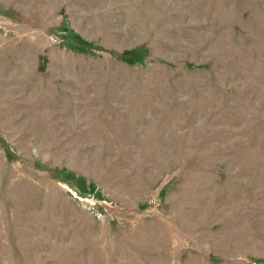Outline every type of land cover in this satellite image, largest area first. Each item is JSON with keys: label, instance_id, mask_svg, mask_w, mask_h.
I'll list each match as a JSON object with an SVG mask.
<instances>
[{"label": "rangeland", "instance_id": "obj_1", "mask_svg": "<svg viewBox=\"0 0 264 264\" xmlns=\"http://www.w3.org/2000/svg\"><path fill=\"white\" fill-rule=\"evenodd\" d=\"M0 264H264V0H0Z\"/></svg>", "mask_w": 264, "mask_h": 264}]
</instances>
